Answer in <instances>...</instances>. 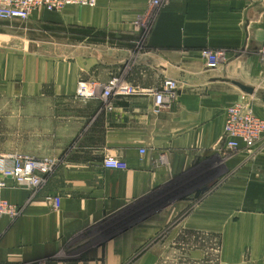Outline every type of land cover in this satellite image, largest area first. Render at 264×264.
Segmentation results:
<instances>
[{"label":"crops","instance_id":"obj_1","mask_svg":"<svg viewBox=\"0 0 264 264\" xmlns=\"http://www.w3.org/2000/svg\"><path fill=\"white\" fill-rule=\"evenodd\" d=\"M0 26L6 150L55 162L36 191L7 180L21 213L1 218L0 264H264V139L221 141L244 95L264 118V0H102ZM206 49L223 52L217 68ZM124 71L145 89L177 80L173 106L77 97L79 80Z\"/></svg>","mask_w":264,"mask_h":264},{"label":"built area","instance_id":"obj_2","mask_svg":"<svg viewBox=\"0 0 264 264\" xmlns=\"http://www.w3.org/2000/svg\"><path fill=\"white\" fill-rule=\"evenodd\" d=\"M102 0H0V20H27L35 10L62 11L69 6L95 7ZM153 7H160L172 0H146ZM264 59V47L260 49ZM206 67L215 69L224 58L223 52L203 50ZM125 71L112 75L106 82L98 80H79L76 95L82 99L100 98L107 100L113 95L149 94L154 96L155 112L172 107L178 93L177 80L166 78L159 88H140L125 78ZM110 107V106H109ZM225 120L221 141L226 148L252 150L264 139V118L257 115L251 101L244 95L240 100L228 105L224 111ZM145 153L144 148L141 149ZM103 166L110 169L125 170L127 162L118 156H106ZM55 162L49 158H36L22 152L0 153V221L4 215L16 218L21 213L19 205L9 202L3 196L7 180L32 191L44 185L53 172ZM54 207L59 208L61 198L53 197ZM1 239V232H0Z\"/></svg>","mask_w":264,"mask_h":264},{"label":"rangeland","instance_id":"obj_3","mask_svg":"<svg viewBox=\"0 0 264 264\" xmlns=\"http://www.w3.org/2000/svg\"><path fill=\"white\" fill-rule=\"evenodd\" d=\"M1 29V26H0ZM2 105H1V100H0V153L8 152L6 150V146L8 144L13 143V137L14 134H16V127L14 126H8L7 123L8 121L3 119L2 115ZM11 123V121H10ZM15 129V130H14ZM8 131H10V134H8Z\"/></svg>","mask_w":264,"mask_h":264},{"label":"water","instance_id":"obj_4","mask_svg":"<svg viewBox=\"0 0 264 264\" xmlns=\"http://www.w3.org/2000/svg\"><path fill=\"white\" fill-rule=\"evenodd\" d=\"M238 84L246 93H249V94L253 93L254 87L246 85V84H243V83H238Z\"/></svg>","mask_w":264,"mask_h":264}]
</instances>
